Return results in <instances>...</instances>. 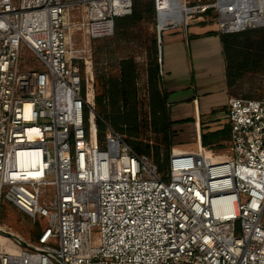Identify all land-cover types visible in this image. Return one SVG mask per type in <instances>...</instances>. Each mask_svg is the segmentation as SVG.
<instances>
[{
    "label": "built area",
    "instance_id": "built-area-1",
    "mask_svg": "<svg viewBox=\"0 0 264 264\" xmlns=\"http://www.w3.org/2000/svg\"><path fill=\"white\" fill-rule=\"evenodd\" d=\"M132 7L0 0V215L47 220L24 244L0 224V264H264V97H229L228 155L174 147L166 174L86 109L79 62ZM188 8L185 28L208 12L223 33L264 27V0Z\"/></svg>",
    "mask_w": 264,
    "mask_h": 264
},
{
    "label": "rangeland",
    "instance_id": "rangeland-1",
    "mask_svg": "<svg viewBox=\"0 0 264 264\" xmlns=\"http://www.w3.org/2000/svg\"><path fill=\"white\" fill-rule=\"evenodd\" d=\"M184 1L187 2L188 6H192L196 5V3H208L213 0ZM172 11L173 9L170 8L167 14H170ZM208 13L207 15L210 18L206 21L207 26H202L210 28L216 27L218 29L216 21L211 20V18L215 17V14ZM157 26L158 15L156 9L154 18L146 15L138 23L124 31L121 39L117 41H110L109 43L99 41L97 44L93 43V40L91 41L92 59L79 62L81 77L86 86L89 99L102 93L103 80H106L108 76L111 77L118 74V60L120 58L132 57L136 60L139 67L136 88L139 106L141 107L139 108L141 113L140 118L147 119L144 114L149 115L148 107L146 106L148 99L146 69L148 61L147 52L151 38L156 35L159 49L163 45L162 40L168 30L182 28V31L186 33L184 24L170 25L161 30V38L158 39ZM186 36L185 34V38H187ZM189 39H191L192 59H190L189 53H186L185 58H183V55H178L173 66L168 71H166L167 65L162 77V87L168 95L167 106L172 122L170 130L173 132L172 139L175 147L196 150V121L202 120L203 129L206 130L207 138L212 142L214 136L210 132L214 127L220 126L223 121L221 113L227 100L228 86L225 80L224 60L222 61L223 55L219 37H215V39L213 36L200 38L196 40L198 45H196L193 36H190ZM240 40L241 42L244 41L242 39ZM242 50L243 52H250L249 48H242ZM160 56L162 59V48L160 50ZM29 57L30 53L25 51L23 60L25 61ZM23 63V61L20 62L21 65ZM194 96L200 98L201 108L199 113L197 112L198 106L196 103H191L192 97ZM230 96L264 97V71L247 70L241 73V76L237 77L231 89ZM213 105H215L214 108L212 107ZM140 139L145 142L149 141L151 146H155L153 144H159L160 151L164 152L162 135L152 131L151 127H146L145 131H142ZM211 142L207 145V150L213 151L218 155H228L227 149L230 146V139L226 140L225 138L223 142L225 145L221 147L220 145H212ZM262 222H264V215ZM0 224L6 231L18 235L23 242L22 244H24L26 241L36 239L40 230L47 225V220L44 217L38 216L37 221L33 222L30 217L20 211L14 204L3 200ZM96 231L95 229L93 233L97 235L95 233Z\"/></svg>",
    "mask_w": 264,
    "mask_h": 264
},
{
    "label": "trees",
    "instance_id": "trees-1",
    "mask_svg": "<svg viewBox=\"0 0 264 264\" xmlns=\"http://www.w3.org/2000/svg\"><path fill=\"white\" fill-rule=\"evenodd\" d=\"M154 18L156 15L154 0H133L132 13L126 16L116 17L114 20V33L112 36L94 39L93 43L117 41L121 39L124 31L138 23L145 16ZM222 51L225 59V75L228 88L231 90L237 77L247 70L264 71V27L246 29L239 32L220 33ZM244 40L241 42V40ZM241 43H243L241 45ZM242 48H249L250 52H243ZM240 49V50H239ZM147 83L148 107L147 119L140 118L141 113L137 96L136 81L138 75V63L132 57H123L118 60V74L108 76L102 81L103 91L94 98L89 99L87 89L82 80V95L97 115L101 116L111 126L124 135L126 141L138 152L150 156L157 164L159 170L167 173L168 158L172 148L173 132L170 130L171 119L167 106V92L162 87L163 71L159 62V49L157 37L151 38L147 52ZM80 66V65H79ZM253 97V96H244ZM255 97V96H254ZM149 118V120H148ZM149 121V122H148ZM151 127L152 131L162 135L164 152L160 151V145L145 142L140 139L142 131ZM98 130L103 136L105 126L98 120ZM225 128L224 133H228ZM212 135L219 136L220 132H213ZM202 145L207 147L209 140L207 133H201ZM155 148V149H154Z\"/></svg>",
    "mask_w": 264,
    "mask_h": 264
},
{
    "label": "crops",
    "instance_id": "crops-1",
    "mask_svg": "<svg viewBox=\"0 0 264 264\" xmlns=\"http://www.w3.org/2000/svg\"><path fill=\"white\" fill-rule=\"evenodd\" d=\"M201 25V26H200ZM205 25L207 26L206 22H194L189 24L185 30L186 33H184L182 31V28L179 29H174V30H168L165 37L162 40L163 45L160 46L159 48V62L161 64V71H163L164 73V69L165 67L168 65L166 71L170 70V67L173 66L174 61L176 60L178 55H183V58H185L186 53H189V57L190 59H192V55H191V39L190 36H193L195 39V43L196 45H198V42L196 40L200 39V38H205V37H219L220 39V43H221V51H222V41H221V37H220V33H223L221 31H219V29H217L216 27L210 28V27H205L202 26ZM167 28V27H166ZM165 29V28H163ZM191 30V31H189ZM211 33V34H210ZM185 34L187 35L185 38ZM213 34V35H212ZM187 39V40H186ZM162 48V59L160 56V50ZM222 55H223V51H222ZM222 61L224 60V72H225V59L224 56L222 57ZM166 59V62H165ZM163 65V66H162ZM225 80H226V75H225ZM231 94V90L228 88V96H227V100L225 102L223 111L221 113V116L223 117V121L221 123L220 126L214 127L212 129V131L210 133L213 132H220L219 136L216 135H212L214 136L212 139V142L209 141V143L211 142L212 145H220L223 146L225 145L223 142L226 140L230 139V129L228 133H224L225 128H229V123L226 117V112H227V107H228V99L230 97ZM192 104L196 103V105L198 106V113L200 111V98L198 96H194L192 97ZM213 108L215 107V105L212 106ZM201 115V113H200ZM202 120H198L196 121V141H197V147L199 144L202 145V139H201V133L205 132L206 130L203 129V125H202ZM206 133V132H205ZM209 140V139H208ZM214 143V144H213ZM203 146V145H202Z\"/></svg>",
    "mask_w": 264,
    "mask_h": 264
},
{
    "label": "bare ground",
    "instance_id": "bare-ground-1",
    "mask_svg": "<svg viewBox=\"0 0 264 264\" xmlns=\"http://www.w3.org/2000/svg\"><path fill=\"white\" fill-rule=\"evenodd\" d=\"M172 8L173 11L167 14V11ZM158 11H159V21L158 27L160 30L166 28L170 25H178L188 18L187 14L190 8L187 7L184 0H158ZM3 236L0 235V240Z\"/></svg>",
    "mask_w": 264,
    "mask_h": 264
},
{
    "label": "water",
    "instance_id": "water-1",
    "mask_svg": "<svg viewBox=\"0 0 264 264\" xmlns=\"http://www.w3.org/2000/svg\"><path fill=\"white\" fill-rule=\"evenodd\" d=\"M157 15H158V18H159V11L158 10H157ZM158 21H159V19H158ZM157 31H158V39H160L161 38V30L159 29L158 26H157Z\"/></svg>",
    "mask_w": 264,
    "mask_h": 264
}]
</instances>
